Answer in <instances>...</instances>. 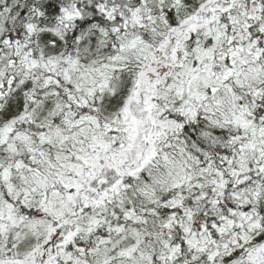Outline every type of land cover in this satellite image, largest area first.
<instances>
[{"label":"snow or ice","instance_id":"1","mask_svg":"<svg viewBox=\"0 0 264 264\" xmlns=\"http://www.w3.org/2000/svg\"><path fill=\"white\" fill-rule=\"evenodd\" d=\"M0 264H264V0H0Z\"/></svg>","mask_w":264,"mask_h":264}]
</instances>
